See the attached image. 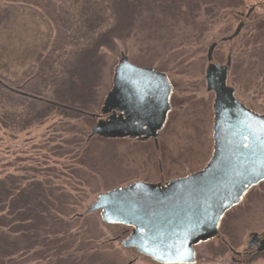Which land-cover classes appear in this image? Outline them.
Returning <instances> with one entry per match:
<instances>
[{
    "label": "rangeland",
    "instance_id": "1",
    "mask_svg": "<svg viewBox=\"0 0 264 264\" xmlns=\"http://www.w3.org/2000/svg\"><path fill=\"white\" fill-rule=\"evenodd\" d=\"M234 1L232 8L216 4L208 12L202 7V12L196 13L195 19L190 21L171 15L168 20H162L161 14H154L146 18L147 22H136L128 40L116 38L113 42L109 36L103 50L92 54L86 69L83 67L79 75L80 91L87 92L79 100V105L85 107H81L82 113L79 108L67 113L54 107L52 111L57 113L42 118L41 123L15 134H0V170L8 172L22 160H27L25 164L29 165L36 159H45L46 169L52 171L55 181L70 198L67 218L90 237L89 246L95 250L98 264H161L123 247L121 242L126 238H123V226L114 229L106 224L100 210L81 213L96 201L99 192L132 181L141 182V179L158 181L161 177L181 175L201 167L208 160L212 149V93L206 91L203 79L207 45L211 39L231 32L237 21L233 13L245 11L255 0H238L233 6ZM259 9L255 10V18L263 22L259 17L264 12ZM135 16L138 22L144 19L143 15ZM249 28H244L235 40L220 42L214 56L224 58L231 51L229 83L242 100L264 113V64H259L261 60L250 66L238 64V53L241 52L240 56L246 53L243 36ZM51 37L50 24L40 12L15 0H0V65L9 75L29 71L36 58L47 49ZM88 50L94 51L93 48ZM121 54L129 61L118 67V74L126 84L133 85L137 77L142 83L157 81L155 76L145 70L139 71L132 63L154 67L171 80L172 111L156 139V144L159 141L156 147L129 139L87 137L96 120L87 113L99 109ZM155 91L158 99L161 92L157 88ZM147 160L151 164H147ZM143 161L146 172L138 174V166ZM27 171L32 173V170ZM115 195L132 199L128 192ZM156 198L152 194L147 199L154 201ZM145 199L146 196L138 198V202L145 203ZM126 206L120 205V208L124 207L125 212ZM129 206L131 209L126 210L125 216L142 232L160 233L164 246L174 242L167 253L156 250L158 256L173 259L181 235L190 234L194 221L169 224L167 207L158 205L154 215H147ZM203 212L213 214L215 208L212 206ZM170 229L171 236L168 235ZM251 231H264V180L249 188L239 203L223 215L215 237L194 247L195 262L192 264H264L262 254L249 260L233 261L240 256L231 252L229 246L243 251ZM155 242L150 240L151 244Z\"/></svg>",
    "mask_w": 264,
    "mask_h": 264
},
{
    "label": "flooded vegetation",
    "instance_id": "2",
    "mask_svg": "<svg viewBox=\"0 0 264 264\" xmlns=\"http://www.w3.org/2000/svg\"><path fill=\"white\" fill-rule=\"evenodd\" d=\"M256 9L264 12V0H255L245 11L238 10L233 13L232 16L237 20L234 29L218 39H211L207 45L203 79L206 91L212 93V149L208 160L201 167L181 175L176 174L166 179L161 177L158 181L141 179V182L151 184L154 189L140 194L127 187L132 185L133 181L120 185L124 189L118 193L128 192L132 199H127L125 195L117 197L112 191L114 188L99 192L103 194L102 207L97 209L100 210V215L104 213L111 223H122L123 238L132 233L133 245L140 254L155 262L183 264L186 247H191L195 256L196 245L217 235L208 237L213 228H216L217 233L223 215L239 203L249 188L264 180L257 179L264 171V113L242 100L235 87L229 83L231 51L224 58L214 56L220 42L235 40L244 28L250 27L243 36V44L246 46L243 49L246 53L242 56L241 52L238 53V64L250 66L258 64V60H261L260 65L264 64V13L259 17L263 22H259L258 18H255ZM238 26L240 27L237 30ZM212 44L214 47L209 60L207 51ZM132 64L139 71L145 70L155 76L157 81L154 84L153 81L142 83L137 77L133 85L126 84L118 72L116 73V65L110 87L106 89L99 109L87 113L96 118L87 137L97 135L129 139L138 141L137 143H152L156 147L159 141L156 144L155 139H159V133L169 121L172 111L171 80L167 74L154 67ZM209 64L213 65L209 68ZM156 88L161 92L158 99ZM92 130L96 132L91 135ZM147 164L151 162L147 160ZM138 169V174L146 172L144 161ZM152 194L157 198L149 201L147 198ZM144 196L145 203L140 204L138 198ZM129 204L133 209L146 212L147 215H154L158 205L167 207L166 220L169 224H188L194 221L192 232L187 236L181 235V249L173 259L165 255L157 256L156 250L162 253L166 251L160 233L154 230L142 232L131 218L125 216L126 210L131 209ZM120 205H127L125 212L124 207L120 208ZM212 206L215 208L214 214L203 212ZM84 213L88 212L81 214ZM252 232L257 234L253 236ZM168 234H173L171 229ZM151 239L156 242L151 244ZM229 249L240 256L233 258V261L264 255V231L249 232L243 251L235 250L232 246H229Z\"/></svg>",
    "mask_w": 264,
    "mask_h": 264
},
{
    "label": "trees",
    "instance_id": "3",
    "mask_svg": "<svg viewBox=\"0 0 264 264\" xmlns=\"http://www.w3.org/2000/svg\"><path fill=\"white\" fill-rule=\"evenodd\" d=\"M15 1L45 16L52 37L29 71L11 76L0 65V134L41 123L57 113L54 107L82 113L79 100L87 92L80 91L79 75L109 36L113 42L128 40L131 27L154 14L190 21L202 7L210 12L212 5H232V0ZM135 15L144 19L138 22ZM25 161L0 170V264H98L90 237L67 218L70 198L46 169L48 162Z\"/></svg>",
    "mask_w": 264,
    "mask_h": 264
},
{
    "label": "water",
    "instance_id": "4",
    "mask_svg": "<svg viewBox=\"0 0 264 264\" xmlns=\"http://www.w3.org/2000/svg\"><path fill=\"white\" fill-rule=\"evenodd\" d=\"M240 26L237 27V30L239 29ZM214 47V44L210 45L209 48H208V51H207V59H211V52H212V49ZM128 59H127V56L124 55V54H121V57L118 61V64H117V67H116V73L118 72V67L120 64H123V63H128ZM133 65V64H132ZM213 64H209L208 67L210 68ZM134 66V65H133ZM117 90V88L115 89ZM96 132V130H92L91 132V135L94 134ZM156 141V139H155ZM264 178V171H262V173H260L257 177V179H263ZM128 188H133L135 189V192L136 193H143L144 191H148V190H152L154 189V187L149 184V183H143V182H134L132 185H128L127 186ZM126 188V187H125ZM124 189V187H116L114 188L112 191L114 192V195L115 193H118L119 190H122ZM102 196L103 194L102 193H99L98 194V198L95 202H93L91 205H89L85 212H92L94 210H97V209H100L102 207V204H103V199H102ZM214 214V213H213ZM101 216L103 218V220L105 221L106 224L110 225L112 228L114 229H119L123 224L122 223H111L110 222V219L109 218H106L104 216V213H101ZM192 232V231H191ZM190 232V233H191ZM216 234V228H213L210 233L208 234V237H212ZM257 233L256 232H252V235L255 236ZM169 235V234H168ZM189 234H186L185 236H187ZM170 236V235H169ZM182 241V239H181ZM174 242H171V243H166L165 245V248H166V251L165 253L169 252L170 251V247L173 246ZM122 246L125 247L128 251H133V252H137V253H140L138 251V249L133 245V237H132V233L124 238L121 242ZM181 245L182 243L180 242V245H179V249H178V252L177 254L180 252V249H181ZM162 253V252H161ZM176 254V255H177ZM158 256V255H157ZM171 259V258H170ZM195 262V259H194V254H193V249L191 247H186V254H185V261L183 264H192Z\"/></svg>",
    "mask_w": 264,
    "mask_h": 264
}]
</instances>
